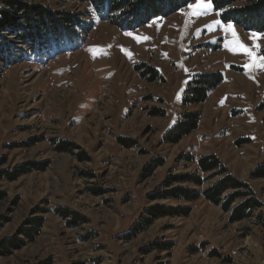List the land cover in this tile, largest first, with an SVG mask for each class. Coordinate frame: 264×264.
<instances>
[{
  "label": "rangeland",
  "instance_id": "374dc122",
  "mask_svg": "<svg viewBox=\"0 0 264 264\" xmlns=\"http://www.w3.org/2000/svg\"><path fill=\"white\" fill-rule=\"evenodd\" d=\"M20 1L91 27L21 61L0 59V264H264V207L232 221L205 198L149 199L171 174L197 169L182 154L213 153L264 204V177L252 176L264 165V69L249 67L225 29L256 56L264 31L214 6L194 15L197 0L131 30L93 18L81 0ZM215 72L223 82L206 102L184 104L188 83ZM186 112L200 113L199 128L166 141ZM150 206L192 211L133 230Z\"/></svg>",
  "mask_w": 264,
  "mask_h": 264
},
{
  "label": "trees",
  "instance_id": "16d2710c",
  "mask_svg": "<svg viewBox=\"0 0 264 264\" xmlns=\"http://www.w3.org/2000/svg\"><path fill=\"white\" fill-rule=\"evenodd\" d=\"M81 1L91 4L95 14L91 15L93 18L109 20L123 29L131 30L154 18L177 12L195 0ZM238 2H244V4L233 7ZM212 4L215 10H223L221 13L223 20L236 22L248 29L264 31V0H212ZM85 22L77 15L58 16L38 4H28L20 0H0V59L7 64L11 59L21 61L33 50L40 52V48L44 51L45 48L56 44L61 46L63 43L80 40L86 30L91 27ZM6 35L8 37L16 36L24 47L17 49L16 45L12 43L13 41ZM222 82L223 76L220 72L196 75L185 90L184 104L206 102L209 93ZM200 119L199 112L184 113L166 132L165 140L178 142L183 137L192 134L199 128ZM62 143L67 144V142L61 141L60 148L65 149L66 144L62 145ZM178 161L180 163H196L197 169L194 172L168 176L161 186L149 195L151 201L176 199L195 202L200 198H205L210 203L221 206L225 211L232 210V221L249 218L256 209L264 207L250 185L229 172L216 154L211 153L199 158L192 154H182ZM161 164H163L162 161L158 163V166ZM23 173L26 172L18 170L14 178ZM252 176L253 178L264 177V165L260 166ZM211 180H213L211 184L205 187V184ZM178 184H188L195 188ZM240 198L243 200L231 208L232 204ZM67 211V209H63L62 215L69 216ZM191 211V206H181L170 208L163 215L159 207L150 206L145 208V213L134 223L133 230L142 231L161 216H188ZM257 218L259 224L264 228V210L257 215Z\"/></svg>",
  "mask_w": 264,
  "mask_h": 264
},
{
  "label": "snow or ice",
  "instance_id": "6c2138e0",
  "mask_svg": "<svg viewBox=\"0 0 264 264\" xmlns=\"http://www.w3.org/2000/svg\"><path fill=\"white\" fill-rule=\"evenodd\" d=\"M189 7L194 8V12H193L194 15H199L200 10L211 11L213 4H212V0H197V3L195 5H189ZM214 23H219V21H214ZM225 30L232 32V35L235 38L233 43L236 49L240 51H244L251 58V63L249 67L264 69V56H256V54L248 46L244 45L239 40L238 34L235 32L233 25L228 24ZM257 47H259V45H257Z\"/></svg>",
  "mask_w": 264,
  "mask_h": 264
}]
</instances>
